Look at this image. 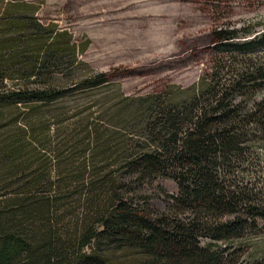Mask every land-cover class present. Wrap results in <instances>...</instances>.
<instances>
[{
    "label": "trees",
    "instance_id": "16d2710c",
    "mask_svg": "<svg viewBox=\"0 0 264 264\" xmlns=\"http://www.w3.org/2000/svg\"><path fill=\"white\" fill-rule=\"evenodd\" d=\"M4 1L0 264H264V23L214 29L186 88L73 106L107 76L55 82L78 46Z\"/></svg>",
    "mask_w": 264,
    "mask_h": 264
},
{
    "label": "rangeland",
    "instance_id": "374dc122",
    "mask_svg": "<svg viewBox=\"0 0 264 264\" xmlns=\"http://www.w3.org/2000/svg\"><path fill=\"white\" fill-rule=\"evenodd\" d=\"M37 7L41 25L66 31L78 46L77 63L68 59L53 74L63 84L91 73H104L108 85L76 94L71 105H87L100 93L143 97L167 88H186L198 81L213 47L211 32L228 26L239 29L264 23V0H5ZM84 46L81 51L80 47ZM105 94V95H108ZM116 95V96H114ZM112 99V101H111ZM109 103V104H108ZM170 193L171 182L165 183ZM160 208V202H153ZM264 251V238L255 241Z\"/></svg>",
    "mask_w": 264,
    "mask_h": 264
}]
</instances>
